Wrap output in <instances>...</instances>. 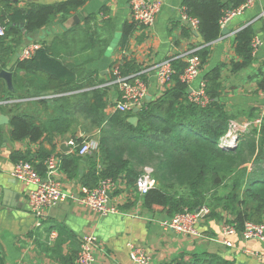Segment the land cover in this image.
<instances>
[{
    "label": "crops",
    "instance_id": "crops-1",
    "mask_svg": "<svg viewBox=\"0 0 264 264\" xmlns=\"http://www.w3.org/2000/svg\"><path fill=\"white\" fill-rule=\"evenodd\" d=\"M16 1L17 7L25 8L53 5L66 0ZM184 1L164 0L153 27L150 30L134 27L126 43L122 44L123 28L126 23H131L129 0H89L65 20L57 16L47 27L24 35L21 47H24L27 37L30 39L29 46L37 50L56 41L54 53L64 64L76 70L78 85L92 86L94 83L98 87L97 82L105 85L112 79L114 64H128L138 72H144L141 77L147 86V96L149 100L155 99L166 88L157 84L151 68L169 57L197 49L202 43L197 29L181 17ZM220 1L227 5L232 0ZM230 7L227 5L226 12L232 11ZM263 10L264 0H254L250 7L228 21L227 34L220 35L208 45L209 58L192 84V89H197L209 71L222 65L220 97L216 100L231 114L229 124L233 123L241 132L253 127L257 129L255 122L262 105L260 92L264 88L259 85L264 80V25L259 15ZM224 26L221 25V29ZM246 27L252 29L253 38H257L261 45L251 56L250 65L233 72V64L241 62L235 51V36ZM14 73L12 81H17ZM20 80H24L27 87L18 95L26 91L35 93L44 83L31 75L22 76ZM2 84L6 87L5 82L0 80V86ZM118 96V89L111 87L107 114L113 113L114 101ZM29 102L13 108L11 114L27 115L36 124L53 116L52 110L46 106ZM1 114L9 118L7 114ZM83 123L87 125L79 115H75L64 136L54 135L49 140L43 139L37 143L28 140L13 142L9 124L1 127L0 259L4 264H64V259L76 258L80 240L86 234L97 239L95 264H134L129 258V245L144 249L151 257L150 264H167L184 253L213 254L235 264H264L260 258L263 247L258 241H246L235 235L228 239L230 246L221 242L222 227L232 218L219 206L212 207L211 215L199 226L201 234L212 240L184 237L164 230L159 221L167 217L166 212L145 210L142 197L135 193L134 187L123 181L118 182L108 196L109 203L116 206L120 214L100 217L91 213L72 199L83 187L81 177L88 173L89 160L86 157H79L78 165L68 170L60 168L56 178L67 198L47 210L42 220L35 218L27 204L28 187L13 177L15 163L21 159L30 160L35 170L44 175V162L48 157L55 156L61 161L75 155L66 139L98 141V130H83Z\"/></svg>",
    "mask_w": 264,
    "mask_h": 264
},
{
    "label": "trees",
    "instance_id": "trees-1",
    "mask_svg": "<svg viewBox=\"0 0 264 264\" xmlns=\"http://www.w3.org/2000/svg\"><path fill=\"white\" fill-rule=\"evenodd\" d=\"M88 1L66 0L53 5L19 8L16 0H0V21L6 28L5 36L0 37V71L21 48L24 35L47 27L57 16L65 20ZM245 1L232 0L227 5L235 10ZM227 5L220 0L184 1L186 16L197 21V32L202 41L199 46L202 47L195 55L201 66L209 58L208 45L221 35V21L226 16ZM133 28V24H125L122 44L126 43ZM253 36L250 27L236 34L235 51L241 62L233 64V72L250 65ZM54 45H57L56 41L50 46L43 45L31 59L16 63L12 72L18 80L12 81L13 92L3 84L0 86V101L39 98L29 103L52 110L51 118L36 124L27 115L11 114L13 108L23 103L0 106V113L9 116L11 141L37 143L54 135L64 136L74 116L79 115L87 122L86 129H96L99 134L98 151L85 156L89 160V170L80 179L82 186L94 188L100 180L111 179L134 187L142 169L151 166L156 185L142 196V206L149 212H166V218H170L207 205L211 215L212 207L219 206L230 215V223L235 224L239 232L246 222H264V121L259 129L253 127L239 132L232 148L220 146L232 118L224 105L216 100L220 97L222 65L204 76L208 100L205 105L189 101L188 88L179 79L185 64L174 60L172 84L161 96L145 100L136 113L107 114L111 87L96 88L94 83L92 86L78 85L76 70L57 57ZM137 72L128 64L120 66L123 76ZM26 75L44 83L35 93L26 91L18 95L27 87L26 82L20 80ZM97 83L99 86L100 82ZM259 86L264 88V80ZM78 91L82 92L74 93ZM49 94L63 96L43 98ZM130 117L137 119L136 124L128 122ZM1 137L0 130V142ZM73 141L80 145L84 139ZM77 151L75 155L61 159L63 170L78 165ZM21 160L30 163V160ZM219 189L226 192L218 194ZM64 260V264H73L75 259ZM0 264H4L1 259ZM167 264L235 263L213 254L184 253Z\"/></svg>",
    "mask_w": 264,
    "mask_h": 264
},
{
    "label": "built area",
    "instance_id": "built-area-1",
    "mask_svg": "<svg viewBox=\"0 0 264 264\" xmlns=\"http://www.w3.org/2000/svg\"><path fill=\"white\" fill-rule=\"evenodd\" d=\"M164 0H129V12L131 24L135 28H143L150 30L155 24L156 18L161 11ZM254 0H247L245 4L239 8L226 13L225 18L221 21L224 26L233 16L241 13L244 9L250 7ZM181 17L184 21L191 23L197 29V21L186 16V8H181ZM259 18L264 25V10L260 13ZM6 28L0 21V37H4ZM261 42L257 38L251 41V55H255L260 47ZM197 49L188 51L179 56L169 57L162 62L155 65L151 70L155 72L157 84L161 88H168L172 84V77L174 70L172 67L174 60L183 61L185 67L179 77L180 82L184 84L188 90L190 89L188 99L193 103L205 105L208 100L205 96L204 80L200 81L198 88L193 90L192 84L200 75L201 62L195 52ZM34 46H26L23 49L20 61L31 59L36 51ZM120 64H114L111 69L112 79L105 85L98 87H116L119 91V96L114 101L113 112L133 113L134 109H139L147 97V86L141 79L144 72H137L127 76L120 73ZM96 87V88H98ZM69 95V94H65ZM63 95H48L43 97L45 99H52ZM262 105L258 120L255 122L257 129H259L264 121V89L260 92ZM39 99V98H38ZM37 99H10L0 101V106H11L18 103H27ZM241 132L235 128L233 123L229 124V129L225 137L221 140L220 146L224 148H232L237 134ZM68 146L71 147L80 157L92 156L98 151V142L94 139L84 140L80 145L69 141ZM45 172L40 175L33 165L27 161H17L14 165L13 177L28 187L27 204L31 214L42 220L46 211L56 207L59 203L66 200L67 196L64 194L60 182L56 176L61 168V161L55 156L48 157L44 162ZM117 183L111 179H102L94 188L82 187L80 192L72 199L79 205L84 206L91 213L107 217L110 215L120 214L117 207L109 203L108 195L112 193L117 187ZM156 181L153 178V169L144 167L134 183L135 193L142 197L149 190L154 188ZM210 215V209L202 206L195 211L185 210L182 213H177L170 218H165L159 221V225L167 231L174 232L180 236L192 237L199 239H209L201 234L199 226ZM40 224H37L39 226ZM221 242L225 246H230V237L239 235L243 240H255L261 243L263 247L261 260L264 262V222L252 223L246 222L242 231H238L235 224L227 223L221 230ZM129 258L134 264H150L151 257L147 252L139 246L129 245ZM98 249L97 239L91 235L86 234L80 240V249L73 264H95V254Z\"/></svg>",
    "mask_w": 264,
    "mask_h": 264
},
{
    "label": "water",
    "instance_id": "water-1",
    "mask_svg": "<svg viewBox=\"0 0 264 264\" xmlns=\"http://www.w3.org/2000/svg\"><path fill=\"white\" fill-rule=\"evenodd\" d=\"M229 25V22H226L225 26L221 29V35H226L227 34V29L226 27ZM28 40V41H27ZM30 43V39L27 37L24 47L28 46ZM24 47H21L18 52L13 56L11 62L7 65V67L3 70L0 71V80L4 81L8 90L13 92V82H12V69L15 67L16 63L20 60L21 55L23 53ZM191 92V90H188ZM150 97H146V100H149ZM138 109H134L133 113H136ZM128 122L132 124H136L137 119L135 117H130L128 119ZM9 124V118L3 114L0 113V127L8 125ZM66 142H69V139H66ZM109 196V195H108Z\"/></svg>",
    "mask_w": 264,
    "mask_h": 264
},
{
    "label": "rangeland",
    "instance_id": "rangeland-1",
    "mask_svg": "<svg viewBox=\"0 0 264 264\" xmlns=\"http://www.w3.org/2000/svg\"><path fill=\"white\" fill-rule=\"evenodd\" d=\"M82 128H83V130L89 131L88 129H86V128H88V127H87V125L84 124V123L82 124ZM146 167H150V168L153 169V167H151V166H146ZM225 192H226V191H225L224 189H219V190L217 191L218 194H220V193L223 194V193H225ZM206 206H207V205H206Z\"/></svg>",
    "mask_w": 264,
    "mask_h": 264
}]
</instances>
